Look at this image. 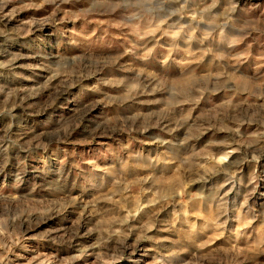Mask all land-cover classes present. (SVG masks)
Wrapping results in <instances>:
<instances>
[{
  "label": "rangeland",
  "instance_id": "obj_1",
  "mask_svg": "<svg viewBox=\"0 0 264 264\" xmlns=\"http://www.w3.org/2000/svg\"><path fill=\"white\" fill-rule=\"evenodd\" d=\"M0 264H264V0H0Z\"/></svg>",
  "mask_w": 264,
  "mask_h": 264
}]
</instances>
